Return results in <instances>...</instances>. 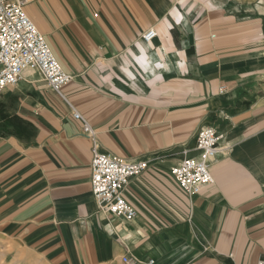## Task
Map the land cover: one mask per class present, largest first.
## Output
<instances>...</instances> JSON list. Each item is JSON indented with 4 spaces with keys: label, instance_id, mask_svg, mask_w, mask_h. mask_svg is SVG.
<instances>
[{
    "label": "crops",
    "instance_id": "crops-1",
    "mask_svg": "<svg viewBox=\"0 0 264 264\" xmlns=\"http://www.w3.org/2000/svg\"><path fill=\"white\" fill-rule=\"evenodd\" d=\"M26 12L73 75L64 99L35 69L0 94V264H258L264 259V0H31ZM158 36L141 39L149 28ZM100 150L149 167L99 211ZM216 127L212 186L171 170Z\"/></svg>",
    "mask_w": 264,
    "mask_h": 264
},
{
    "label": "built area",
    "instance_id": "built-area-1",
    "mask_svg": "<svg viewBox=\"0 0 264 264\" xmlns=\"http://www.w3.org/2000/svg\"><path fill=\"white\" fill-rule=\"evenodd\" d=\"M31 0H0V94L16 86L28 69L38 70L48 86L61 95L62 89L73 80L52 51L45 35L26 12L25 6ZM158 36L155 28L146 30L141 39L150 43ZM70 104V103H69ZM73 117L82 123L83 132L93 140L92 193L99 211L124 218L136 217L135 208L124 196L130 180L142 174L148 167L146 159H127L103 152L92 125L70 104ZM220 135L216 127L203 126L196 138V156H185L171 170L179 187L188 195L199 194L212 186L215 179L210 166L219 152ZM126 264L135 260L125 256ZM258 264H264V259Z\"/></svg>",
    "mask_w": 264,
    "mask_h": 264
},
{
    "label": "rangeland",
    "instance_id": "rangeland-1",
    "mask_svg": "<svg viewBox=\"0 0 264 264\" xmlns=\"http://www.w3.org/2000/svg\"><path fill=\"white\" fill-rule=\"evenodd\" d=\"M201 128H202V127H201ZM201 128H200V129H201Z\"/></svg>",
    "mask_w": 264,
    "mask_h": 264
}]
</instances>
